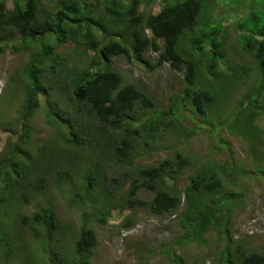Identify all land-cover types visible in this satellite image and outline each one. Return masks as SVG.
<instances>
[{"label": "trees", "instance_id": "obj_1", "mask_svg": "<svg viewBox=\"0 0 264 264\" xmlns=\"http://www.w3.org/2000/svg\"><path fill=\"white\" fill-rule=\"evenodd\" d=\"M167 2L158 0L155 12L153 6L142 11L143 0H0V56L9 47L29 52L10 78L18 86L25 82V104L17 122L20 131L11 129L15 140H8L0 158V264H35L25 246L60 243L62 232L70 236L75 260H57L47 251L45 264H94L98 236L86 226L105 225L114 210L139 209L179 215L185 230L178 236L180 245H207V234L215 232L219 251L213 264H264V249L251 247L254 236H231L233 197L224 190L235 185L236 172L223 169L226 185L215 160L190 174L182 189L184 172L192 165L183 148L157 164L141 162L156 152L161 130L175 134L180 144L198 133L197 127L180 131L183 108L217 133L214 153L234 155L226 151L228 139L219 135L222 127L249 141V151L261 153L264 134L256 120L264 118V0ZM221 3L234 18L240 16L236 30H228L217 13ZM123 56L150 73L165 65L184 73L182 90L171 98L174 103L159 108L140 85L125 83L115 65ZM79 59L84 66H78ZM243 90L233 111L220 118L221 105ZM38 111L53 132L41 141L33 128ZM102 127L108 129L107 141ZM52 152L57 163H52ZM75 169L79 176H65ZM261 173L264 177V165ZM141 191L153 198H139ZM183 194L187 206L181 212ZM87 203L93 211L80 218L79 227L69 215L63 220L58 213L61 208L81 213Z\"/></svg>", "mask_w": 264, "mask_h": 264}, {"label": "rangeland", "instance_id": "obj_2", "mask_svg": "<svg viewBox=\"0 0 264 264\" xmlns=\"http://www.w3.org/2000/svg\"><path fill=\"white\" fill-rule=\"evenodd\" d=\"M173 2L175 0H168L167 3L171 5ZM99 6L101 5L99 4ZM152 6L155 12L159 11L160 4H158V0L151 4L148 0H143L141 10L148 11ZM100 8L98 9V14L102 15ZM216 11H218L217 13L222 17L223 21L229 24L228 30L237 29L235 28L237 25L236 20L240 16L234 18L232 13H229L231 12L229 7H223L222 3L220 6L216 5ZM73 45L70 44L67 49L72 48ZM90 54L93 55L92 52ZM149 57L155 59L156 54L150 53ZM28 58L29 52L14 51L12 47H9L0 56V158L3 156L5 148L8 147V140H15L14 135L11 136V129L14 131L18 128L17 130L20 131V126L17 122L20 120V111L25 104V82L18 86L17 83L10 81V78L13 73L17 74L18 69L24 65ZM244 59V63L249 61L248 57ZM81 62L82 60L79 59V67L84 66ZM115 65L122 73L125 83L133 82L140 85L147 94L155 98V103L159 108L165 109L170 103H174V99L171 100V98L174 94L179 93L184 85L185 74L174 71L169 65H165L164 68L154 73H150L138 64H131L126 57L117 59ZM245 93L246 90L236 92L235 99L230 103L226 101L225 104L221 105L223 109L218 112V116L223 118L229 115L234 109L236 100ZM40 99L42 103H46L44 97L40 96ZM66 106L67 104H63V107ZM179 111L184 115L178 121V124L183 127L180 131L185 132L184 128L194 129L197 127L198 133L189 138L186 144H180V140L174 139L175 134L170 135L167 130H161L157 137L159 140L154 144L156 152L152 154L151 158H149V155L145 156L141 162L157 164L173 156V153L178 148H183L184 152L193 157L194 163L192 167H188L184 172L182 184L180 185L182 189H184V185L190 182L189 175L196 174L199 164L211 160L220 161V170L226 168L231 173L236 172V181L242 176L243 178L238 184L237 191L243 193V196L240 199L237 198V203L231 204L229 209V214L231 212L235 213L228 224L231 236L234 235V240H240L247 235L254 236V238H249L250 240L255 239L251 247L259 250L264 249V178L258 174L264 165V161L262 164H257L254 160L260 156V153L258 152L256 155L255 152L249 151L248 147H252L250 142L243 139L240 135L232 136L225 127L220 129L219 134L230 141L234 155L231 153L229 155L222 151L217 154L214 153L213 144L214 139L215 141L218 140L217 133L212 134L213 130L209 124L200 118H193L191 113L184 108ZM214 119H216V116H214ZM256 124L262 129L264 134V118L257 119ZM33 128L38 134L35 139L39 141L52 136L53 132L47 126L46 117L42 111H38L35 114ZM107 130V127H102V135L105 141H107ZM259 149L264 154L262 143ZM52 153L54 155L52 163H57V154ZM233 164H238V166H233ZM76 169L65 176L67 178L79 176L81 173L77 172ZM81 169L83 170L84 167L82 166ZM53 174L56 173L54 172ZM226 175L227 173L221 175L223 180L226 179ZM111 176L115 177L114 175ZM126 189L127 187L122 192L127 191ZM138 197L149 201L153 198V194L141 191L138 193ZM62 204L63 209H65L66 204ZM186 205L187 203H185L183 210H185ZM63 209L61 208L58 211L63 220H67V215L75 222L79 220L81 216L79 210L68 212ZM84 209L89 212L92 209V205L87 203ZM222 215L223 221H228L229 217L224 216L223 213L219 216ZM129 218L132 220L129 221ZM127 223L131 225L126 226ZM89 225L93 227L98 236V245L93 249L94 264H181L179 258L183 259L184 262L182 264H213L219 251L215 242V232L212 230L207 234V245L188 242L183 243L185 246H181L178 243L174 244L173 242L178 236L182 237L185 234L179 215L178 217L156 216L146 209L136 211L114 210L105 225L95 223H90ZM25 247L27 248L28 257L31 256L35 260V264H45L43 257H45L47 251L54 253L57 260L66 258L68 263H72L75 260V251L71 245L70 236L66 232L61 233L60 243L44 241L41 244L34 243Z\"/></svg>", "mask_w": 264, "mask_h": 264}, {"label": "clouds", "instance_id": "obj_3", "mask_svg": "<svg viewBox=\"0 0 264 264\" xmlns=\"http://www.w3.org/2000/svg\"><path fill=\"white\" fill-rule=\"evenodd\" d=\"M9 5H11V6H9ZM8 6H9V8H12V4L10 3V4H8ZM149 33V32H148ZM124 57V56H123ZM119 59V58H118ZM223 128V127H222ZM228 131V130H227ZM263 133V132H262ZM220 135V134H219ZM233 136V135H232ZM230 142V141H229ZM226 151H233V149H232V146H231V143H230V146H229V149L228 150H226ZM225 151V152H226ZM219 153V152H218ZM262 153V152H261ZM260 153V154H261ZM188 156H189V154L188 153H186ZM193 158V157H192ZM192 158H191V163H192V165L190 166V167H192L193 166V160H192ZM262 159H264V154L262 153V155L261 156H259V159H254L255 161H256V163L257 164H261L260 163V161L262 160ZM213 160H211V161H207V162H205V163H201V164H199L200 166L198 167V170H199V168L201 167V165H204V164H207V163H211ZM219 171H220V177H221V175H223L224 173H223V170H220L219 169ZM198 172V171H197ZM196 172V173H197ZM262 168H261V170L258 172V174L259 175H262ZM227 175H228V173H227ZM226 175V176H227ZM184 177V176H183ZM182 177V178H183ZM222 178V177H221ZM226 178V177H225ZM243 177L241 176L237 181H234V183H235V185L234 186H232L231 188H229V190H228V188L225 186V190H224V192H226L227 194H228V196H230V197H233L231 200H232V202L233 203H237L236 202V199L238 198V199H240L242 196H243V193H239V191H237L238 190V184H239V182H240V180L242 179ZM264 178V177H263ZM223 179V178H222ZM224 182H225V184L226 185H228V182L226 181V179L225 180H223ZM185 203H187L186 202V199H185V194H183V200H182V205H181V208H180V211L181 212H184L185 210H183V208H184V205H185ZM187 206V205H186ZM186 209V208H185ZM93 211V208L88 212V211H86L85 209L81 212V216H80V218H82L83 217V215L86 213H90V212H92ZM28 212H31L30 210L28 211ZM153 215H155L154 213H152ZM235 214V213H234ZM156 216H158V215H156ZM168 216V215H167ZM169 216H173V215H169ZM173 217H178V215H174ZM80 218H79V220H77L76 221V224H77V226L79 227V225H81V222H80ZM233 218V217H232ZM179 220H180V218H179ZM87 228H90V225L88 224V226H86ZM177 239H178V237L174 240V244H176V243H178L177 242ZM179 244V243H178ZM180 245V244H179ZM181 246H185V244H181ZM187 246V245H186ZM182 259V258H181ZM184 262V261H183Z\"/></svg>", "mask_w": 264, "mask_h": 264}]
</instances>
